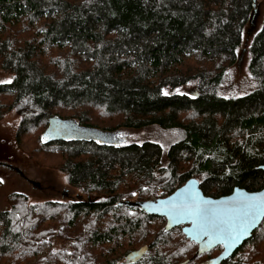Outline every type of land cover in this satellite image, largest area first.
<instances>
[{
  "label": "trees",
  "instance_id": "trees-1",
  "mask_svg": "<svg viewBox=\"0 0 264 264\" xmlns=\"http://www.w3.org/2000/svg\"><path fill=\"white\" fill-rule=\"evenodd\" d=\"M254 9L253 0H0V70L12 77L0 83V121L14 110L29 159L104 196L31 203L12 192L0 211V264L49 248L54 259L57 240L63 264H195L220 252L196 255L181 226L165 230L164 217L120 202L168 196L191 177L216 197L264 187V27L251 47L258 88L218 92ZM51 118L67 125L51 129ZM152 125L179 131L166 164L157 142L102 143L91 133ZM221 264H264V220Z\"/></svg>",
  "mask_w": 264,
  "mask_h": 264
},
{
  "label": "rangeland",
  "instance_id": "rangeland-1",
  "mask_svg": "<svg viewBox=\"0 0 264 264\" xmlns=\"http://www.w3.org/2000/svg\"><path fill=\"white\" fill-rule=\"evenodd\" d=\"M258 12L254 21L250 20L244 27L242 41L236 50V61L226 69L224 80L219 87V94L224 97H239L247 95L258 88V83L253 78L250 70L252 61V44L257 34L264 27V0H257ZM12 77L0 70V83L11 81ZM196 89V84L191 83L176 89L183 94ZM20 118L12 110L0 121V211L9 207L8 196L12 192H22L28 195L31 203L46 200L62 199H102L104 196H86L78 188L72 187L67 175L57 169L39 167L29 159L17 146L15 135ZM96 140L102 143H132L154 141L164 148V164L167 163L166 152L179 138L177 129H165L152 125L140 129L123 128L109 134L91 129ZM184 235V233H177ZM68 244V243H67ZM62 242L55 241L51 248L55 250L54 257L59 259V249ZM67 250L72 246L67 245ZM125 254L128 249H122ZM50 248L41 250L37 256L28 258L25 264H54V259L48 258ZM219 255V254H218ZM217 256V255H216ZM214 256V257H216ZM202 257V256H201ZM53 258V257H52ZM187 258V257H185ZM204 258V259H203ZM210 258V257H208ZM208 258L202 257L195 264H201ZM203 261V262H202ZM57 264H63L59 259Z\"/></svg>",
  "mask_w": 264,
  "mask_h": 264
},
{
  "label": "water",
  "instance_id": "water-1",
  "mask_svg": "<svg viewBox=\"0 0 264 264\" xmlns=\"http://www.w3.org/2000/svg\"><path fill=\"white\" fill-rule=\"evenodd\" d=\"M253 1L255 9L251 18L252 21H254V18L256 17V14L258 12L257 0ZM50 121V128L54 130L63 128L64 125H67L66 123H63V121H58L56 118H51ZM109 134H114V132H111ZM259 168L264 170V164L260 165ZM186 189H191L192 192L196 195L198 201L210 202V205L217 209H223L225 207L231 206L232 202L237 199L238 193L242 194V196H259L260 194H264V187L259 190H249L241 186H236L229 194L217 197L211 196L204 192L199 179H197L196 177H191L182 186L178 187L173 193L168 196L151 198L142 201L125 200L121 201L120 204L138 206L146 213L164 217L166 219L165 230H172L175 227L182 226L184 235L189 240L198 244L196 255L210 252L212 249L218 246L223 247V250L219 255H217L216 257L208 258L202 264H221L222 262L230 259L236 253V251L244 245L245 242L252 238L254 231L259 228L264 220V217H261L256 225L250 228L246 233L238 234V238L235 239V241L228 240L224 236L216 234L213 230H209V234L207 236L201 237L200 233L202 229L195 225L192 222V219L189 218L186 213L178 214L174 207L178 206L181 203L182 197L180 194L185 192ZM148 248V245H143L139 249L130 251L127 254V262H136L137 260L141 259ZM185 263L186 262H182L180 264Z\"/></svg>",
  "mask_w": 264,
  "mask_h": 264
},
{
  "label": "snow or ice",
  "instance_id": "snow-or-ice-1",
  "mask_svg": "<svg viewBox=\"0 0 264 264\" xmlns=\"http://www.w3.org/2000/svg\"><path fill=\"white\" fill-rule=\"evenodd\" d=\"M180 195L182 201L174 207L178 214L186 213L202 229L201 237L207 236L209 230H213L216 234L235 241L238 234L246 233L264 217V194L242 196L238 193L232 205L223 209L214 208L210 202L198 201L191 189H186Z\"/></svg>",
  "mask_w": 264,
  "mask_h": 264
},
{
  "label": "flooded vegetation",
  "instance_id": "flooded-vegetation-1",
  "mask_svg": "<svg viewBox=\"0 0 264 264\" xmlns=\"http://www.w3.org/2000/svg\"><path fill=\"white\" fill-rule=\"evenodd\" d=\"M182 227V226H181ZM219 247V246H218ZM221 247V250H220V252L218 253V254H220L221 252H222V250H223V247L222 246H220ZM197 248H198V244H197ZM217 248V247H216ZM215 249V248H214ZM213 250V249H212ZM218 254H216V255H218ZM216 255H214V256H216ZM214 256H212V257H214Z\"/></svg>",
  "mask_w": 264,
  "mask_h": 264
}]
</instances>
